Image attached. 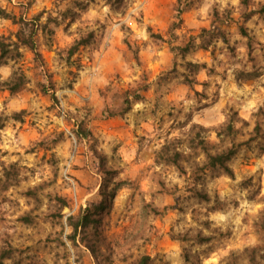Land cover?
I'll use <instances>...</instances> for the list:
<instances>
[{
	"label": "rangeland",
	"instance_id": "374dc122",
	"mask_svg": "<svg viewBox=\"0 0 264 264\" xmlns=\"http://www.w3.org/2000/svg\"><path fill=\"white\" fill-rule=\"evenodd\" d=\"M252 2L248 13L264 4ZM182 4L172 39L178 0H0L7 14L47 24L39 50L58 99L39 90L31 52L0 69L3 80L22 68L31 81L17 95L0 91V264H264V137L250 141L256 126L264 133V14L245 21L241 0ZM216 13L235 22L221 26ZM213 26L230 47L213 39L205 50L199 42L184 55L171 50L170 40L185 46ZM17 31L0 18V36ZM135 91L145 99L113 117ZM81 124L97 143L76 136ZM229 124L236 143L249 141L230 164L234 178L195 182L193 162L204 155L193 142L222 150ZM165 146L184 155L187 175L159 160ZM112 192L100 223L74 236L69 220Z\"/></svg>",
	"mask_w": 264,
	"mask_h": 264
},
{
	"label": "trees",
	"instance_id": "16d2710c",
	"mask_svg": "<svg viewBox=\"0 0 264 264\" xmlns=\"http://www.w3.org/2000/svg\"><path fill=\"white\" fill-rule=\"evenodd\" d=\"M183 0H178L179 7H178V20L179 23H173L171 29H170V36L172 39H176L175 31L177 27L180 26L181 23V16L186 11L182 4ZM253 4L252 0H241V6L243 10L245 11L244 18L245 21L249 20L252 16L259 14H264V4L258 5L257 10H253L251 12H247L251 5ZM216 19L217 22L223 26L225 24H228L229 22H235L233 18H231L230 15L223 16L219 13H216ZM0 18L4 20H9L13 23V25L18 26V31L15 33L14 37L9 36H0V69L3 67H7L9 65V62H18L19 59L22 58L21 50H27L31 52L34 56V62L37 69V76L38 78L44 80L37 82V86L39 90L44 95H51V99L53 102H58V99L55 95V86L52 81L51 74L49 73L46 63L44 62L41 53H40V46H39V32L43 29L46 30V26H42L40 24V17H36L34 19H28L24 16H21L20 18H17L16 16H12L6 13L5 10L0 8ZM239 32L243 38H246L248 41V48L249 51L252 50V44H253V38L249 34V30L246 26L240 25L239 26ZM93 37V34H89L87 37H82L80 40H77L75 45L72 46L69 49V55L73 56L81 46L89 45L91 43V39ZM156 37V36H153ZM156 39H163L161 37H157ZM213 39H221L223 42L230 47L229 40L223 30L222 27H216L213 26L212 29H203L199 36H191L189 38L188 43L185 46H173L172 40L169 41V44L172 46L173 52H181L182 55L189 53L191 49L195 47V43L199 42V47L201 49H208L213 42ZM189 66L194 67L195 69L199 70L201 65L198 64H189ZM30 79L27 75V73L22 69H14L12 71L11 76L3 80L2 76L0 75V91H7L11 95H17L21 92H23L28 85L30 84ZM145 89V88H144ZM147 89V88H146ZM145 89V90H146ZM53 91V92H52ZM145 99L144 95L141 93V91H135V92H126L124 93L122 97V103L121 108L118 112H116L115 115L117 116H124L127 114L131 108L133 103L141 102ZM108 113V112H107ZM4 120L2 116H0V130L4 128ZM76 136L78 138H92L94 139L95 143H97V140L90 134L84 127V124L78 125V130H76ZM237 133L234 126L229 124L225 127V130L223 132V135L228 137V139L231 140V144L223 148L222 150H218L215 148L213 144H210L206 142L205 140H200V142L196 143L193 142V146L190 149H199L201 153L204 155V162L202 164H199L197 162H193V172L192 177L193 180L196 182L202 181L206 176H208V173H210L212 178H217L221 176H227L231 179L234 178V172L230 167L231 162L234 160V158L237 156L239 149L241 146L248 145L246 143H236L233 139V136ZM254 137L250 141H254L256 138H263L264 133L262 132V129L259 126H256L254 129ZM222 132L218 133V136H221ZM62 134L59 135V138H56V140H53V142H58L59 139H61ZM92 153L97 157H102L100 154H98V150L94 146H92L91 149ZM159 160L162 159L165 163L175 166L179 172L182 175H187V171L184 168V166L181 164V162L185 160V157L182 153H180L177 150H174L172 152L171 147L165 146L162 150V152L158 156ZM193 194L196 199H198L201 202H210V198L206 192H202L199 190H192ZM115 192H112L103 198V201L100 204L97 205H89L85 211H83L82 215L78 218H71L69 220V225L72 227L74 231V236L77 234H87L88 231L97 226L98 223H100V219L97 217L101 211L103 210V207L106 203H108V200H113L115 197ZM64 206L67 205V201L62 200ZM112 205V202H111ZM199 243L207 242L209 241V238H205L202 235H199L195 238ZM149 258L143 257L141 258L137 263L135 264H148ZM252 264H257L256 260H251Z\"/></svg>",
	"mask_w": 264,
	"mask_h": 264
}]
</instances>
